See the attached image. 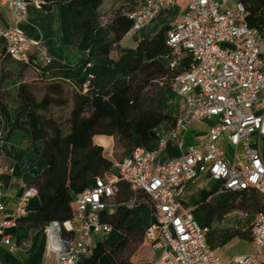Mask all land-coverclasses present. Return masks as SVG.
<instances>
[{
	"label": "built area",
	"instance_id": "1",
	"mask_svg": "<svg viewBox=\"0 0 264 264\" xmlns=\"http://www.w3.org/2000/svg\"><path fill=\"white\" fill-rule=\"evenodd\" d=\"M177 1L142 0L128 14L132 30L146 28ZM231 1L189 0L181 20L168 30L171 67L189 58L171 83L180 100L176 124L162 134L158 148H136L115 163L113 176L97 177L92 187L74 195L71 219L45 225L46 252L55 253L58 264H80L92 255L97 237L114 230L103 214L121 204L131 207L142 196L154 219L146 230L153 252L147 264H264V211L252 226L253 250L223 258L208 242L209 227L200 224L194 207L180 199L182 187L203 172L221 184L217 193L253 188L264 192V30L249 25L242 0L230 7ZM31 4L34 0H0L14 21L5 26L0 20V48L16 60L45 66L52 59L47 46L24 30ZM205 119L213 120L206 133L186 144L192 124ZM169 138L178 141L181 154L160 162L158 153ZM119 177L133 192L129 201L116 200ZM37 194L36 187H28L11 218L0 202V244L11 251L21 246L5 230L17 226Z\"/></svg>",
	"mask_w": 264,
	"mask_h": 264
},
{
	"label": "trees",
	"instance_id": "2",
	"mask_svg": "<svg viewBox=\"0 0 264 264\" xmlns=\"http://www.w3.org/2000/svg\"><path fill=\"white\" fill-rule=\"evenodd\" d=\"M242 1L249 11V25L264 30V0ZM34 4L43 10L58 5L61 42L85 52L75 64L52 58L48 65L38 66L16 60L0 48V98L5 96L3 88L10 78L5 65L11 59L19 64V79L27 66H33L47 82L43 97L38 99L31 84L20 81L17 89L20 105L15 111L21 127L28 126L23 117L32 112L41 136L40 143H33V151L45 166L28 180L29 187L37 188L40 206L17 221L19 240L31 232L36 242L46 224L63 223L73 217L74 195L92 187L97 177L110 176L108 173L115 170V163L105 155L104 147L94 142L95 135L117 137L127 155L139 147L158 148L162 134L172 129L177 119L171 105V100L177 97L171 88L172 78L189 58L179 67H171L172 49L167 43L170 24L163 25L149 38H140L119 57L112 55L115 45L133 27L128 14L138 7V0H34ZM162 78L165 80L160 83ZM65 83L72 85L71 98L66 95ZM70 103L67 121L48 114L52 105ZM1 119L0 112V122ZM219 185L202 190L193 210L199 223L209 227L210 246L217 249L238 238L252 241L251 219L232 226L221 223L235 210L256 217L264 211V192L253 188L224 189L217 193ZM117 188V201L131 199L133 192L120 177ZM103 220L124 237L115 243L98 241L87 264H98L108 249H113L118 264H137L136 256L141 260L139 264L152 261L146 230L154 219L145 196L131 207L121 204L114 213L105 212Z\"/></svg>",
	"mask_w": 264,
	"mask_h": 264
},
{
	"label": "crops",
	"instance_id": "3",
	"mask_svg": "<svg viewBox=\"0 0 264 264\" xmlns=\"http://www.w3.org/2000/svg\"><path fill=\"white\" fill-rule=\"evenodd\" d=\"M139 4L142 0H138ZM189 0H178L177 4L169 9L164 10L157 20L152 22L146 28L138 31L130 30L124 38L115 45L114 50L117 49L118 56L123 53L127 47L122 46V42L129 38L136 44L140 38L153 36L163 25L170 24L174 26L181 20L183 13L187 9ZM138 4V5H139ZM0 20L5 26L12 25L13 15L9 8L0 5ZM25 32L33 39H41L47 46L48 52L52 58L75 64L81 60L85 52L72 45H64L61 42V28H60V10L59 6L55 5L51 10H43L35 4H31L28 9V23L24 26ZM113 50V51H114ZM5 71L8 72L10 78L4 86L5 96L0 98V112L2 119L0 122V202L6 206V215L11 218L13 216L16 202L18 198L29 187V178L37 175L45 166L42 158L33 151V143H40L41 136L35 122V117L32 112H28L24 120H27L28 126L21 127L20 118L17 113L20 105L18 97V85L20 81L31 83L32 76L38 78V70L33 66H27L23 70V76L19 79L20 67L17 61L11 59L5 65ZM44 83H47L43 81ZM32 86V85H31ZM33 92L37 96L36 91L32 87ZM178 98V97H177ZM179 106H180V100ZM178 106V111L180 107ZM178 115V113H177ZM212 119H205L203 121H196L187 132L186 143H194L197 138L203 136L212 124ZM209 123V124H206ZM96 144L107 147L112 142V136L97 134L93 137ZM181 154V149L178 141L175 138H169L166 147L158 153L157 159L160 162H166ZM212 178L207 172L198 174L195 178L186 183L180 192L181 201L188 205L195 207L190 200L187 199V194L193 192V187L196 186L201 194L202 190H209L211 187L206 186V183H201L200 178ZM206 179V182H207ZM192 201V199H191ZM40 206V198L38 195L32 197L27 204V211H35ZM117 209V208H116ZM114 210V212L116 211ZM113 212V213H114ZM7 234L20 244L19 251H11L7 246L0 244V262L2 264H58L55 253L46 252V238L43 231L36 242L34 235L29 232L27 236L19 240L20 231L17 226L7 228ZM124 234L114 228V230L105 237L98 236V241H107L115 243L121 240ZM251 242L253 250V242ZM34 245V250L31 252L30 248ZM248 251V252H249ZM153 258V252L148 254ZM127 257V255L125 256ZM89 256H84L80 264H87ZM139 257H134V262L140 263ZM98 264H118L116 255L113 249H108L99 258Z\"/></svg>",
	"mask_w": 264,
	"mask_h": 264
},
{
	"label": "rangeland",
	"instance_id": "4",
	"mask_svg": "<svg viewBox=\"0 0 264 264\" xmlns=\"http://www.w3.org/2000/svg\"><path fill=\"white\" fill-rule=\"evenodd\" d=\"M234 3H235V0H232L228 6L232 7V6H234ZM120 4H121V1L119 2V5ZM121 45L125 46L127 48H130V47H134L135 43H134V41H131V40H129V38H127L122 42ZM117 52H119V51L117 49H115L112 52V55L114 57L118 56ZM37 77L38 78H34L32 76V78H31L32 80H31L30 84L34 88V91H36L37 98L41 99L44 95V92H45L46 83L43 82L45 80L41 78L39 72H38ZM65 89H66V93H67L66 95L69 98H71L72 91H73L72 85L70 83H65ZM171 105L173 107L172 111L175 114H177L179 112L178 111L179 101H178L177 97H174L171 100ZM71 108H72V103H70L67 106H54V105H52L49 108L48 114H51L57 120L67 121V119L70 116ZM206 124H209V123L206 122ZM65 130L66 131L68 130V124H66ZM186 144H188V143H186ZM104 149H105V155L109 159H111L114 163L121 161L124 157L127 156V154L125 153V150H124L123 146L121 145L120 141L118 140L117 137H114V136H112V142L106 148L104 147ZM263 150H264V145H263ZM108 174L110 176H113V174H115V170L113 169ZM206 179H207V177L204 176V178L201 177L199 180L201 183H206V186H208V187H213L219 183L218 180L213 179V178L207 179V182H206ZM192 191L193 192H191V195H190V193L187 194V199L190 200V202L192 204H195L199 200L201 194L199 192V189L196 186L193 187ZM191 199H192V201H191ZM247 219H251L252 224H253V221L255 219V214L250 213L249 215H247L242 210H235L226 216L225 220L221 223V225L222 226L237 225L240 222L244 223ZM251 248H252V245H251V242L249 240H244V239L238 238V239H233L228 244L217 248L216 252L218 255L222 256L223 258H228L231 256L246 253Z\"/></svg>",
	"mask_w": 264,
	"mask_h": 264
}]
</instances>
